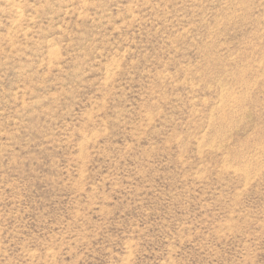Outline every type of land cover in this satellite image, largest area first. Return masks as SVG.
Here are the masks:
<instances>
[{
	"label": "rangeland",
	"instance_id": "obj_1",
	"mask_svg": "<svg viewBox=\"0 0 264 264\" xmlns=\"http://www.w3.org/2000/svg\"><path fill=\"white\" fill-rule=\"evenodd\" d=\"M0 264H264V0H0Z\"/></svg>",
	"mask_w": 264,
	"mask_h": 264
}]
</instances>
